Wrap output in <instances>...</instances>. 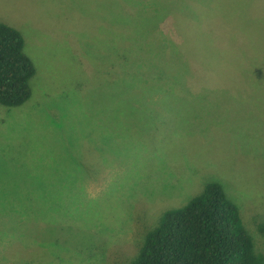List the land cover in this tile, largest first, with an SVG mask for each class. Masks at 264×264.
<instances>
[{"label": "rangeland", "instance_id": "374dc122", "mask_svg": "<svg viewBox=\"0 0 264 264\" xmlns=\"http://www.w3.org/2000/svg\"><path fill=\"white\" fill-rule=\"evenodd\" d=\"M0 22L36 69L0 105V264H129L212 182L264 255V0H0Z\"/></svg>", "mask_w": 264, "mask_h": 264}, {"label": "trees", "instance_id": "16d2710c", "mask_svg": "<svg viewBox=\"0 0 264 264\" xmlns=\"http://www.w3.org/2000/svg\"><path fill=\"white\" fill-rule=\"evenodd\" d=\"M159 18V14L150 15L147 25L154 29ZM194 32L186 36L204 37ZM35 74L20 32L0 22V105L24 106L31 98ZM257 230L264 235V222L257 224ZM129 264H264V255L256 251L237 205L219 183L212 182L186 205L165 211L144 233Z\"/></svg>", "mask_w": 264, "mask_h": 264}]
</instances>
